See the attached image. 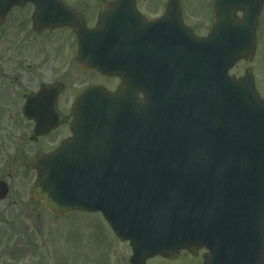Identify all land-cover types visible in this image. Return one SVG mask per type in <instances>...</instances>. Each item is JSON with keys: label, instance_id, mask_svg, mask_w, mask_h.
Returning <instances> with one entry per match:
<instances>
[{"label": "water", "instance_id": "1", "mask_svg": "<svg viewBox=\"0 0 264 264\" xmlns=\"http://www.w3.org/2000/svg\"><path fill=\"white\" fill-rule=\"evenodd\" d=\"M27 2L36 5V30H74L80 66L124 81L116 94L89 90L76 101L72 138L31 163L38 172L33 199L57 215L100 212L129 242L130 264L199 248L207 251L203 264H264V101L250 70L241 79L228 75L253 57L262 0H214L209 36L186 32L185 40L178 31L161 47L169 51L165 60L157 58L151 25L135 26L139 35L129 41L132 29L109 26V6L88 30L58 0H0V22ZM113 31L124 32L123 62L106 58ZM91 40L101 58L88 59ZM5 193L1 185L0 199Z\"/></svg>", "mask_w": 264, "mask_h": 264}, {"label": "rangeland", "instance_id": "2", "mask_svg": "<svg viewBox=\"0 0 264 264\" xmlns=\"http://www.w3.org/2000/svg\"><path fill=\"white\" fill-rule=\"evenodd\" d=\"M182 2L192 12L187 19L192 22L196 33L204 35L212 22L211 13H208L211 0ZM87 18L91 22L93 14H88ZM25 33L26 31L14 34L13 41H20L16 42L18 47H26L21 40ZM58 34H61V43L58 42L63 48L64 68L71 75V80L65 82L67 106L78 87L97 78L83 71L71 72L70 63L76 55L74 37L67 30ZM259 38V48L253 61L237 63L230 74L241 77L247 68L252 69L257 92L264 100V24ZM29 41L33 46L39 43L37 37H32ZM35 53L37 54L36 51ZM15 132L8 129L0 136V147L3 148L0 151V180L10 186L8 199L0 203V264H129V245L114 237L100 215L70 212L57 217L46 212L39 204L31 202L34 173L27 168L32 159L31 147L24 144L21 148L23 152L14 155L15 151L19 153V141L9 139L4 142V137L7 136L5 133L15 139L18 130ZM14 202L17 205L12 207ZM203 253V250H199L195 256L181 253L173 261L156 257L146 264H202Z\"/></svg>", "mask_w": 264, "mask_h": 264}, {"label": "flooded vegetation", "instance_id": "3", "mask_svg": "<svg viewBox=\"0 0 264 264\" xmlns=\"http://www.w3.org/2000/svg\"><path fill=\"white\" fill-rule=\"evenodd\" d=\"M61 1L87 17L88 14L98 11L103 4H110L114 0ZM167 4L168 0H135L136 9L147 20L160 19L166 11ZM34 9L32 4L15 8L0 25V136L8 129L14 132L17 129L16 138L5 133L7 136L4 137V142H8L9 139L19 141V153L15 151L14 155L22 153L21 148L24 144H29L32 158L37 154L55 150L65 140L66 128L70 124L66 112H70L74 100L85 89L103 86L114 92L121 83L117 78L105 79L94 71L82 70L76 64L75 56L70 63L71 72H87L97 79L78 87L75 96L66 106L65 82L71 80V75L66 73L64 68L63 48L59 45L61 34H58L66 29L35 32L32 29ZM188 15L190 14L182 12L183 22L193 29L192 22L187 19ZM23 31L26 33L21 40L26 47L21 48L16 45V42L20 41L16 39L13 41V38L16 32ZM69 32L73 35L71 31ZM32 37H37L39 42L35 46L29 41ZM74 38L77 50V40ZM107 82L109 84L105 85ZM1 149L2 147L0 151H3ZM16 205L17 202H14L12 207Z\"/></svg>", "mask_w": 264, "mask_h": 264}]
</instances>
